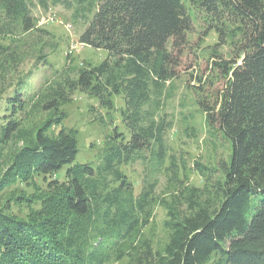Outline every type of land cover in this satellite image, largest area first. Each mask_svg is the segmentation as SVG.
<instances>
[{"label":"trees","instance_id":"16d2710c","mask_svg":"<svg viewBox=\"0 0 264 264\" xmlns=\"http://www.w3.org/2000/svg\"><path fill=\"white\" fill-rule=\"evenodd\" d=\"M61 1L73 2V19L85 22L79 43L107 57L76 66L68 55L67 66L29 95L22 90L29 75L18 71L26 39L36 63L56 44L37 26L33 0H0V264H264V0H50ZM37 4L48 8V0ZM192 11L204 36L217 34L205 71L190 72L200 125L228 144L214 166L187 167L168 154L172 120L161 112L183 66ZM75 92L107 110L115 95L124 99L129 135L113 126L96 164L75 162L78 131L63 125ZM38 114L46 116L41 126L17 146L23 123ZM188 118L184 130L194 135ZM137 160L147 171L136 192L123 167ZM159 172L166 180L157 194ZM191 172L200 186L189 183ZM34 177L45 187L13 191ZM13 205L29 213H13ZM157 206L167 209L159 248L146 232Z\"/></svg>","mask_w":264,"mask_h":264},{"label":"rangeland","instance_id":"374dc122","mask_svg":"<svg viewBox=\"0 0 264 264\" xmlns=\"http://www.w3.org/2000/svg\"><path fill=\"white\" fill-rule=\"evenodd\" d=\"M71 1V0H70ZM72 2V1H71ZM185 5L189 6V1L184 0ZM72 4H74L72 2ZM65 5L59 2L51 4L48 0V8H42L37 4V0H33L31 12L33 16L38 17L37 26L47 30L50 36L49 43H55L56 47L45 49L47 53L46 62L35 61V54H33L32 39H26V52H29L26 59L20 63L18 71L23 74H28L22 90L29 91L31 95L36 89L43 85L46 81H50L55 74H58L68 61L66 58L71 56L73 64L81 65L82 61L91 62L93 64L101 62L107 57V52L104 49H96L87 45H82L78 41L80 33L83 31L85 22L78 17L73 19V5ZM193 28L188 33V46L185 49L180 74L178 78L172 82L173 86H168L161 97L162 109L161 112L167 114L166 119L172 120L171 128L166 132L165 139L168 146V154H176L182 156L186 160V166L190 167L195 161L205 164L207 166H214L221 159L228 156L229 149L226 141L221 140L220 137H213L205 132L200 125L202 111L196 103V96L190 89L191 84L195 80L190 78V72L201 70L205 71L206 60L210 56L209 50L217 41V34L214 29L208 31L207 35L202 34L203 22L199 21L195 12L192 11ZM31 48V49H30ZM220 50L225 52L224 57L228 56L227 47H220ZM195 75V74H194ZM167 94H170V96ZM114 109L107 110L105 108H98L95 98L86 96L83 93L75 92L72 95L71 103L64 109L67 117L63 122L66 127H73L78 131L77 145L78 153L75 162H91L97 163V155L103 148V142L107 133H111L113 126H116L118 132L124 133L126 136L127 129L123 123L121 110L125 107L122 95L114 96ZM190 113L193 118L188 120L195 125L196 130H184L183 114ZM45 115H34L23 123V130L18 134L14 140L17 146L22 145L27 138H29L37 127L41 126ZM102 118V120H101ZM112 118V122L109 119ZM55 128H49L47 132H52ZM57 130V128L55 129ZM180 159V158H179ZM167 160H165V165ZM128 179L133 183L135 191L140 189L141 180L147 171L146 163L139 160L123 167ZM157 177L156 193L160 194L165 186L166 176L164 172L155 174ZM61 177V175H60ZM59 177V178H60ZM189 183L200 186L201 178L195 173L189 174ZM44 188L45 182L40 177H34L31 181L18 183L15 185L13 191L18 190L28 195H33L38 188ZM168 201V199H166ZM34 208V205H33ZM12 212L20 216H26L29 209L25 205H13ZM167 209L163 206H157L154 212V218L146 228L149 236L152 235L153 245L155 248L162 247L167 238V230L163 222L167 219ZM127 259L115 262L113 264H126Z\"/></svg>","mask_w":264,"mask_h":264}]
</instances>
